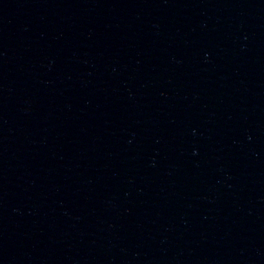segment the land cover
Returning <instances> with one entry per match:
<instances>
[{
	"label": "water",
	"instance_id": "water-1",
	"mask_svg": "<svg viewBox=\"0 0 264 264\" xmlns=\"http://www.w3.org/2000/svg\"><path fill=\"white\" fill-rule=\"evenodd\" d=\"M0 264H264V0H0Z\"/></svg>",
	"mask_w": 264,
	"mask_h": 264
}]
</instances>
